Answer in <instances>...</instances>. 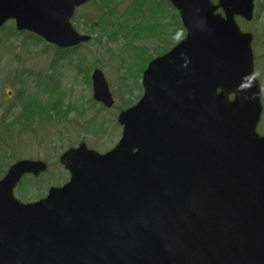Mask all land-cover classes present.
Here are the masks:
<instances>
[{
    "label": "water",
    "instance_id": "1",
    "mask_svg": "<svg viewBox=\"0 0 264 264\" xmlns=\"http://www.w3.org/2000/svg\"><path fill=\"white\" fill-rule=\"evenodd\" d=\"M87 1L0 0V27L14 19L75 46L90 39L71 22ZM171 1L187 34L150 62L116 147L67 150L71 179L36 202L13 191L44 161L18 160L0 180V264H264L262 88L253 35L235 20L251 19L255 0ZM92 81L94 99L113 106L101 69Z\"/></svg>",
    "mask_w": 264,
    "mask_h": 264
},
{
    "label": "rangeland",
    "instance_id": "2",
    "mask_svg": "<svg viewBox=\"0 0 264 264\" xmlns=\"http://www.w3.org/2000/svg\"><path fill=\"white\" fill-rule=\"evenodd\" d=\"M136 1L110 0L114 5L112 14L106 15L109 19L102 23L97 21L104 14L102 0L79 9L76 22L80 19V24L90 25L95 20L96 29L105 27L106 35L100 41V35L92 33L93 40L73 52L58 50L44 39L28 36L29 32L24 35L8 33L13 21L8 22V29L0 31V178L17 159L43 160L49 166L38 177L28 175L23 178L14 192L19 200L36 201L45 196L51 186H60L69 179L60 161L67 148L85 141L90 148L105 152L119 141L122 125L118 122V114L138 100L143 92L136 69L130 78L126 76L125 82L122 78L131 63L143 62L140 56L133 57V45L141 48L144 58L155 57L184 36L183 28L176 24V18H172L175 13L167 1L161 3L165 13L163 18L156 17L159 11L155 6L159 0H144L142 12L147 13V18H137L140 10L134 9ZM124 12L129 13L124 17L132 16L133 20L118 18ZM256 12L258 16L253 21L238 18V22L242 29L255 36V74L262 83L264 107V0H257ZM116 18V22L125 23L120 29L112 22ZM134 23L145 24L147 29H129ZM149 24L152 27H148ZM82 25L78 30L85 32ZM112 30L116 32L111 33ZM88 65L104 71L116 100L113 107L107 108L93 99ZM56 86L58 89L53 94L59 93L56 97L60 108L65 110L61 118L31 123L20 116L29 94L37 95L45 102ZM257 130L264 133V108Z\"/></svg>",
    "mask_w": 264,
    "mask_h": 264
},
{
    "label": "trees",
    "instance_id": "3",
    "mask_svg": "<svg viewBox=\"0 0 264 264\" xmlns=\"http://www.w3.org/2000/svg\"><path fill=\"white\" fill-rule=\"evenodd\" d=\"M94 1L95 0H93L91 3L93 4ZM113 1H115V0H113ZM143 1L144 0H137L136 3L134 4V9L137 12L140 10L139 13L137 14L138 15L137 18H142V17H146L147 18V16L145 15L147 13H143L142 12L143 11V8H142V5L141 4H142ZM113 6L114 5L110 3V0H102L101 9L103 10L104 14L102 15L101 18H98L97 21L100 22V23H102L104 20L109 19V18H106V15L111 16ZM155 7L159 11V13L156 15V17H158V16H161L160 18L165 17V13H164V10L162 8L161 2L158 1L157 2V5ZM174 13L175 14L172 15V18H176V20H174V21H176V24H180L179 21L177 20L179 18L178 13L175 12V11H174ZM124 14L129 15L128 12H124L123 14H119L118 15V18H121L122 20H124V18H128V20H133L132 16L124 17L125 16ZM257 16H258V14L256 12L255 13V18ZM118 18L113 19L112 22L115 23L116 25H118V29H120V28H122L125 25V23L124 22H116V20ZM134 18H136V17H134ZM92 20H94V18ZM95 23L96 22L94 20V21H92L90 23V25H88V24L82 25V24H80V19H79L76 22V26L79 27L80 25H82L83 26V30H85L87 32H90V33H95L97 35L99 34L100 37L98 38V40L101 41L102 38L104 39V36L106 35L105 34L106 28L105 27H102V28H100V29L97 30ZM8 27L9 26L6 24L2 28H0V31H5L6 29H8ZM148 27H152V25L149 24ZM145 28L147 29V26L145 24L134 23V25L132 27H130L129 29L143 30ZM115 32H116V30H112L111 33H115ZM8 33H15V34H23L24 35L26 32H22L21 33L14 26H12V27L9 28ZM111 33H110V36H111ZM28 34H29L28 36L35 37L37 39L42 40L37 35L31 34V33H28ZM133 48H134V52L137 54V55L134 54L133 57L134 56H138V57L140 56V59H142L143 62H142V64L139 63L140 61H137L135 63H131L133 67H135L136 65H138V67L137 68L136 67L135 68H132V66L129 67L128 72L126 74H124V77H122L124 82L126 81L125 80L126 79V76L127 75H131L135 71V69H136V76L138 77L141 68L143 69L144 64H145V62H144L145 61V58L143 57V51L141 52V48L138 47V46H135V45H133ZM75 50H76V48H72V49L66 50L65 52H73ZM62 59H64V58H62ZM59 62H60V60H59ZM59 62H57L56 64H58ZM54 66H55V63L53 64V67ZM92 67H93L92 65H88V67H86L87 68V73H89V71H90V69ZM129 77H131V76H129ZM57 86H56V88H53V89L54 90L55 89H58ZM56 95H59V93L57 92L56 94L51 95L47 99V101L43 102L39 98V96L34 95V94H29L28 97L24 100L23 110L21 111L20 116L23 119L24 118L25 119H29L31 121V123H35V122L38 123V122L43 121L46 118H54V117L61 118L62 117V113H64L65 110H62L60 108L59 98H57Z\"/></svg>",
    "mask_w": 264,
    "mask_h": 264
}]
</instances>
